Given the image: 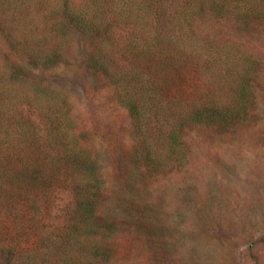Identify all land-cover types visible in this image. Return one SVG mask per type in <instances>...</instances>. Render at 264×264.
Masks as SVG:
<instances>
[{"label":"trees","instance_id":"obj_1","mask_svg":"<svg viewBox=\"0 0 264 264\" xmlns=\"http://www.w3.org/2000/svg\"><path fill=\"white\" fill-rule=\"evenodd\" d=\"M263 35L264 0H0V264L112 257V193L49 71L79 60L92 83L111 90L129 118L119 172L128 162L153 182L187 165L190 134L252 121L264 73L255 40ZM65 187L72 216L49 230ZM125 187L116 203L134 208L139 197Z\"/></svg>","mask_w":264,"mask_h":264},{"label":"rangeland","instance_id":"obj_2","mask_svg":"<svg viewBox=\"0 0 264 264\" xmlns=\"http://www.w3.org/2000/svg\"><path fill=\"white\" fill-rule=\"evenodd\" d=\"M255 42L264 54V35ZM47 76L67 90L112 193L113 211L105 219L115 231L106 264H264V73L251 122L230 133L190 134L187 165L153 182L133 173L128 162L127 171L119 172V154L126 157L129 146V118L112 101L111 90L92 83L79 60ZM124 184L128 198L139 197L134 208L116 203L114 194ZM73 207L70 188H61L48 229L62 227Z\"/></svg>","mask_w":264,"mask_h":264}]
</instances>
